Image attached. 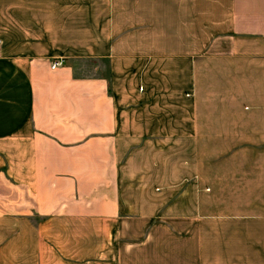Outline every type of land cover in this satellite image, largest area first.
<instances>
[{
	"label": "crops",
	"instance_id": "1",
	"mask_svg": "<svg viewBox=\"0 0 264 264\" xmlns=\"http://www.w3.org/2000/svg\"><path fill=\"white\" fill-rule=\"evenodd\" d=\"M0 264H264V0H0Z\"/></svg>",
	"mask_w": 264,
	"mask_h": 264
},
{
	"label": "rangeland",
	"instance_id": "2",
	"mask_svg": "<svg viewBox=\"0 0 264 264\" xmlns=\"http://www.w3.org/2000/svg\"><path fill=\"white\" fill-rule=\"evenodd\" d=\"M152 144H154V143L149 144V145H151L150 150H147L146 147L142 148L143 151L141 152V154L135 155L134 154L135 152H133V154H131L129 156V159H128L130 181L133 182L134 186H137L138 188L142 187L145 183L150 182V180H152V179H154V181H152V182L155 185L161 184L160 182H164L163 180H160L159 178H157V180H155V178L157 176H160V175H162L165 178V181H167V179L169 178L168 169H164V168H163V172L160 174H157V175L150 173V170H145L144 172H139V170H138L139 167L147 168L149 166L154 165L155 161H159V158H156L153 156V151H152L153 147H156V149H162L163 151H164V149H168V143L158 142L154 145H152ZM177 159L182 160V158H180V157H178ZM160 163L162 165V161H160ZM161 191H162V194H168L169 193L168 189H166L165 186H164V190H161Z\"/></svg>",
	"mask_w": 264,
	"mask_h": 264
},
{
	"label": "built area",
	"instance_id": "3",
	"mask_svg": "<svg viewBox=\"0 0 264 264\" xmlns=\"http://www.w3.org/2000/svg\"><path fill=\"white\" fill-rule=\"evenodd\" d=\"M61 63H62V59L58 58V59H55V60L52 62L51 66H52V67H55L56 65H59V64H61Z\"/></svg>",
	"mask_w": 264,
	"mask_h": 264
}]
</instances>
